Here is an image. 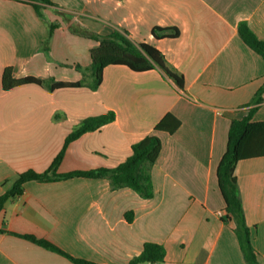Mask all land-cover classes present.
<instances>
[{
    "label": "crops",
    "instance_id": "0c3cea01",
    "mask_svg": "<svg viewBox=\"0 0 264 264\" xmlns=\"http://www.w3.org/2000/svg\"><path fill=\"white\" fill-rule=\"evenodd\" d=\"M40 6L0 0V197L20 175L45 173L66 138L85 120L114 113V122L72 142L58 175L115 169L132 146L156 134L161 153L152 166L154 198L112 190L108 179L29 181L0 211V264H129L146 243L163 246L158 264H248L234 221L224 222L217 170L231 124L257 107L264 122V59L239 35L246 22L264 41V0H50ZM53 32L50 35V32ZM177 29L176 39L153 30ZM115 32L159 50L184 77L180 90L161 71L105 68L98 90L91 50ZM46 83L84 82L49 90L34 84L3 88V74ZM168 114L174 134L156 132ZM235 176L258 264H264V157L238 163ZM133 214L132 220L128 215ZM151 264V263H142Z\"/></svg>",
    "mask_w": 264,
    "mask_h": 264
},
{
    "label": "trees",
    "instance_id": "16d2710c",
    "mask_svg": "<svg viewBox=\"0 0 264 264\" xmlns=\"http://www.w3.org/2000/svg\"><path fill=\"white\" fill-rule=\"evenodd\" d=\"M34 5L38 13L40 6H53L50 0H22ZM52 31L50 35H52ZM80 34L91 37L98 42V46L91 50V73L93 84L90 88L94 91L98 90L103 81V73L106 67L112 65L126 66L134 72L142 73L152 70L161 71L168 79H170L180 90H184V77L177 73L168 65L165 56L156 48L149 44H134L125 35L115 32L108 37H98L88 31L76 30ZM239 35L244 43L254 52L262 56L264 59V41L260 40L250 29L246 22H242L239 26ZM153 36L156 39H176L180 36L177 29L156 28L153 30ZM39 85L47 86L49 90L80 88L85 85L84 82L79 83H63L51 81L46 83L41 79L25 78L21 80L14 79L10 69H6L3 74L4 90H11L15 87L23 85ZM264 88L258 93L255 101L257 104L262 102V94ZM257 107L252 108L247 117L242 120H234L231 124L228 147L223 156L217 170L218 183L220 191L225 201L224 222L234 221L236 224L235 232L238 236L241 249L244 253L248 264H258L256 251L251 242L250 230L246 223L240 192L235 176V170L239 162L258 159L264 157V122H252V116L256 112ZM116 116L114 113H108L103 116L94 117L85 120L76 128L65 141V145L60 154L55 158L48 171L42 174L29 171L19 176L17 182L11 191L0 197V211L3 209L5 202L11 198L22 195L24 185L29 181L51 182L58 179L70 178H88V179H108L111 183L112 190L119 191L129 189L135 192L140 198L150 200L154 198V188L152 183L151 170L152 166L158 159L162 143L156 134L147 136L141 142L132 146L131 156L120 166L115 169H99L89 172H74L66 175H58L57 170L64 158L68 146L88 132H94L103 126L114 122ZM180 127V121L173 115L168 114L156 126V132H166L174 134ZM133 214L128 215L131 221ZM34 242L56 251L79 264H92L86 261H80L71 258L63 253L55 246L44 241ZM166 252L163 246L155 243H146L142 253L131 260L129 264L163 263Z\"/></svg>",
    "mask_w": 264,
    "mask_h": 264
}]
</instances>
